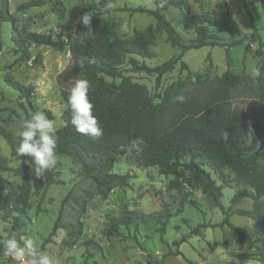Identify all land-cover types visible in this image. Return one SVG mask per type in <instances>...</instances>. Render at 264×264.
I'll use <instances>...</instances> for the list:
<instances>
[{
    "label": "rangeland",
    "instance_id": "1",
    "mask_svg": "<svg viewBox=\"0 0 264 264\" xmlns=\"http://www.w3.org/2000/svg\"><path fill=\"white\" fill-rule=\"evenodd\" d=\"M8 1L15 27L22 34L63 36L74 33L78 25L75 21L84 13V5L101 1L106 4L92 15L93 22L113 25L121 39L141 38L146 28H154L156 23L152 15L136 11L139 8L154 10L153 0ZM29 1H42V5L17 11L18 6ZM186 1L193 13L228 19L233 36L219 31L221 45L182 52L180 61L159 80L153 73L132 72L125 67L124 75L133 84L144 86L153 98L167 90L194 96L196 82L186 78L187 69L199 74L201 81L210 86L227 68L226 50L232 60L229 70L233 75L252 78L253 68L264 67V10L258 1ZM161 13L183 40L194 38L193 31L180 23L174 9ZM253 33L258 37L257 42L252 41ZM11 37V23L0 22V177L17 184L20 178L11 171L18 167H25V176L30 182L34 181L32 169L23 162L31 158H19L15 152L19 123L30 117V108L26 99L8 86L5 78L31 87L30 105L38 111L48 110L58 129L63 125L61 115L66 107L61 92L70 89L75 81L63 75L72 64L68 50L58 52L40 46L29 50L26 61L17 62L20 53L15 52ZM148 48L155 55L145 61L150 68L181 53L166 40L163 32L155 34ZM260 77L264 81V69ZM105 81L119 83V79L105 78ZM250 97L239 95L233 106H247L252 101ZM258 101L264 104V88L258 94ZM155 103L159 100L155 99ZM141 149V143L133 140L125 154L119 156L112 172L128 175L127 185L113 187L106 197L99 195L95 185L81 176L79 166L69 156L57 154V165L46 171L45 178L52 176L61 182L39 192L31 190L26 218L16 221L15 214H9L4 208L5 194L0 192V239L15 237L19 240L21 236L31 235L42 250L56 258V264H262V235L251 218L238 212L250 210L252 200L242 198L231 202L236 192L231 172L226 171L228 184L216 182L218 189L213 193L220 205L216 207L207 198L200 175L187 171L181 176L160 175L156 167L143 168L137 161ZM256 155L258 164L263 165L264 150L257 151ZM162 209L174 214L163 234L154 224L138 229L120 228L118 234H106L110 222L123 211L149 214ZM54 224L57 228L53 231ZM87 241L96 243L100 250L86 248ZM0 264L18 262L5 256L0 246Z\"/></svg>",
    "mask_w": 264,
    "mask_h": 264
},
{
    "label": "trees",
    "instance_id": "2",
    "mask_svg": "<svg viewBox=\"0 0 264 264\" xmlns=\"http://www.w3.org/2000/svg\"><path fill=\"white\" fill-rule=\"evenodd\" d=\"M264 10V0H256ZM155 9H137L155 19V27L149 26L141 38L121 39L113 25L95 24L92 19L93 33L85 35L78 24L74 33L63 36L27 32L20 33L15 27V18L9 12V1L0 0V22L12 25L11 40L15 52L20 53L18 61L29 58V50L46 46L55 51L68 50L72 64L63 75L70 80L86 79L89 81V100L93 104V115L103 129V136L98 139L78 133L71 124V113L67 105L69 89L61 92L66 105L62 112L63 125L56 135L57 154L69 156L79 166L81 176L89 179L99 195L106 197L113 187L127 185L128 175L112 172L119 156L125 154L133 140L141 143L142 149L137 157L139 166L156 167L160 175L181 176L187 171L200 175L205 194L216 207H219L213 191L218 189L216 182L228 184L226 171L234 176L236 192L232 203L242 198L252 200V208L238 211L254 221L257 231L264 241V164L257 162V151L264 150V104L258 101L264 81L261 77L248 78L246 75H233L229 51L225 52L226 70L214 83L207 86L200 75L188 71L187 79L196 82L194 96L186 92L165 91L153 98L148 90L133 84L124 75V68L132 72L153 73L159 80L170 72L180 61L182 52L206 46L221 45L219 31L233 36L231 22L228 19L215 18L208 13H193L186 0H153ZM106 1L97 4L86 3L83 12L91 16ZM42 5V1H29L17 7V11ZM177 12L180 23L193 31L194 38L183 40L175 28L161 13L167 9ZM59 12V11H58ZM163 32L166 40L181 50V53L164 63L150 68L145 61L155 55L149 50L155 34ZM252 41L258 37L253 33ZM238 44V43H237ZM264 47V43L262 45ZM246 51L244 52V56ZM141 60L142 62H140ZM263 65L260 71L263 73ZM105 78L119 79L118 84L107 83ZM13 90L19 92L29 104L30 116L43 112L48 119L52 115L48 110L38 111L29 103L32 88L5 78ZM183 94L184 103H177L175 97ZM196 94V95H195ZM244 94L252 99L245 107L233 106V101ZM155 99L159 103H155ZM251 129V131H250ZM229 134L227 144L222 140V133ZM251 141L247 144L248 141ZM257 143L260 148L256 149ZM25 167H18L11 172L19 177L15 184L0 177V192L5 194L4 208L9 214H15L16 221L27 216L31 190L39 192L47 186L59 184L60 179L49 176L43 180L30 182L25 176ZM213 176V177H212ZM174 216L168 209L149 214L123 211L108 226L106 234H118L120 228L138 229L140 226L154 224L160 234L164 233L169 218ZM232 227V225H229ZM57 225H53V231ZM236 229L235 227H232ZM86 248H97L93 241L84 243ZM94 245V246H92ZM264 264V259L261 260Z\"/></svg>",
    "mask_w": 264,
    "mask_h": 264
},
{
    "label": "clouds",
    "instance_id": "3",
    "mask_svg": "<svg viewBox=\"0 0 264 264\" xmlns=\"http://www.w3.org/2000/svg\"><path fill=\"white\" fill-rule=\"evenodd\" d=\"M92 18L89 13L84 12L75 21L85 30V35L90 36L94 31ZM124 27L126 29L127 26ZM252 75L259 77L260 68H253ZM89 90L88 80H76L69 89L67 105L71 113V124L75 130L90 138L98 139L104 132L93 115L94 106L89 100ZM174 99L177 103L186 101L183 94L177 95ZM57 131L56 121L48 119L43 112H37L19 123L15 152L19 158L25 156L31 158L23 162L32 169L35 180L45 179L46 171L52 170L57 165ZM222 140L225 144L229 141V134L226 131L222 133ZM250 142L249 140L247 144ZM259 148L260 144L257 143L256 149ZM0 246L4 255L17 261L18 264H56V258L42 250L36 238L31 235L21 236L19 240L15 237L0 239Z\"/></svg>",
    "mask_w": 264,
    "mask_h": 264
}]
</instances>
